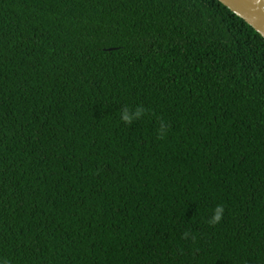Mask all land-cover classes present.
<instances>
[{"label":"trees","instance_id":"obj_1","mask_svg":"<svg viewBox=\"0 0 264 264\" xmlns=\"http://www.w3.org/2000/svg\"><path fill=\"white\" fill-rule=\"evenodd\" d=\"M0 261L264 264L263 37L218 0H0Z\"/></svg>","mask_w":264,"mask_h":264},{"label":"water","instance_id":"obj_2","mask_svg":"<svg viewBox=\"0 0 264 264\" xmlns=\"http://www.w3.org/2000/svg\"><path fill=\"white\" fill-rule=\"evenodd\" d=\"M264 39V0H218Z\"/></svg>","mask_w":264,"mask_h":264},{"label":"clouds","instance_id":"obj_3","mask_svg":"<svg viewBox=\"0 0 264 264\" xmlns=\"http://www.w3.org/2000/svg\"><path fill=\"white\" fill-rule=\"evenodd\" d=\"M144 114L143 108H136L134 111L131 109H125L121 113V119L126 123H131L133 120L140 118ZM224 215V208L223 206H217L211 219L210 223L215 225L221 222ZM0 264H6L4 261H0Z\"/></svg>","mask_w":264,"mask_h":264}]
</instances>
